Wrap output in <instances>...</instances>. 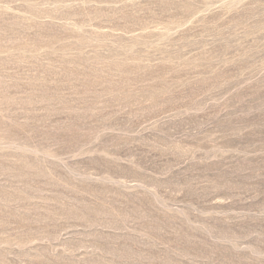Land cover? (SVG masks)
<instances>
[{
  "label": "rangeland",
  "instance_id": "1",
  "mask_svg": "<svg viewBox=\"0 0 264 264\" xmlns=\"http://www.w3.org/2000/svg\"><path fill=\"white\" fill-rule=\"evenodd\" d=\"M0 264H264V0H0Z\"/></svg>",
  "mask_w": 264,
  "mask_h": 264
}]
</instances>
